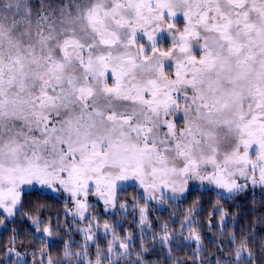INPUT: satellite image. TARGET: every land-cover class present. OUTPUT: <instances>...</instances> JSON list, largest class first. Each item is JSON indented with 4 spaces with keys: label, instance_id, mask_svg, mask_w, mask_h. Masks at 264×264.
Listing matches in <instances>:
<instances>
[{
    "label": "snow or ice",
    "instance_id": "1",
    "mask_svg": "<svg viewBox=\"0 0 264 264\" xmlns=\"http://www.w3.org/2000/svg\"><path fill=\"white\" fill-rule=\"evenodd\" d=\"M192 181L229 198L264 191V0H0V214L17 215L38 185L67 193L89 221L81 250L65 243L47 264H148L114 225L93 232L89 195L108 211L127 182L176 200ZM159 239L171 253L166 226ZM256 243L244 235L212 264H253ZM12 252L7 264H27Z\"/></svg>",
    "mask_w": 264,
    "mask_h": 264
},
{
    "label": "trees",
    "instance_id": "2",
    "mask_svg": "<svg viewBox=\"0 0 264 264\" xmlns=\"http://www.w3.org/2000/svg\"><path fill=\"white\" fill-rule=\"evenodd\" d=\"M117 196V210L113 213L99 211L98 220L114 225L118 238L126 240V235L132 238L130 250L133 261L142 252L143 244L148 251L141 259L148 264H212L217 257L229 259L234 249L239 247L242 236L256 235L258 241L264 237V224L258 223L264 217V192L258 190L229 198L211 188H191L183 198L164 199L160 204L147 202L134 186L120 188ZM22 202L23 208L14 217L4 219L0 214V219L4 220L0 226V264H7V249L19 252L27 264H47L49 257L62 259L65 243L73 251L81 250L79 246L85 241L65 213L66 202L49 192L35 189L24 192ZM119 204L126 207L119 209ZM142 208L146 209L147 216L143 225L140 222ZM34 219L41 221L39 231L32 223ZM189 225L200 235L199 249L195 241L185 239L189 235ZM165 226L176 238V243L171 245V253L159 246ZM44 227L52 230L51 236L43 233ZM231 235L236 237L235 244L229 243ZM111 240L109 233L106 239H100L99 244L106 248ZM249 244H252L251 240ZM95 251L92 247L90 255ZM252 253L253 264H264V245L256 243ZM11 259L16 258L12 255Z\"/></svg>",
    "mask_w": 264,
    "mask_h": 264
},
{
    "label": "rangeland",
    "instance_id": "3",
    "mask_svg": "<svg viewBox=\"0 0 264 264\" xmlns=\"http://www.w3.org/2000/svg\"><path fill=\"white\" fill-rule=\"evenodd\" d=\"M162 46H167V45L165 44V45H162ZM110 83H111V81H110ZM127 186L137 187L138 190H139V195H141L143 198H145V200L147 202H153V203L156 202V203H159L160 204L163 201V200L160 199V192L159 191H157L155 193L156 199L150 200L149 199V196H148V193H145L143 191V189L140 188L139 184L138 183H134V182H127L126 184H122L117 189L116 197H118L117 196V193H118L119 189L120 188H123V187H127ZM203 187L211 188L215 192H218L219 194H221L222 196H225V197L230 196V194L224 192L222 189H218L214 185H210L207 182H204L203 184H201L199 181H192L188 185V190L191 189V188H203ZM33 189L40 190V191H45V192H49V193L57 196L59 199L63 200L64 202L67 201L66 204H65V213L72 219V224H73V227L74 228H76L78 230V229H86V228L89 227V221L88 220H81L79 218V216L74 215V213L76 211L75 204H74V202L70 198H68V194L67 193H64L62 190L59 191V192H52L51 190L41 189L38 185L35 186V187H33V186H25L24 192H26L28 190H33ZM257 190L258 191H261V193L264 192V191L261 190V188L259 186L253 188L251 184H249L248 187L245 189V191H248V192H251V193L254 192V191H257ZM186 192L182 196H179V194H177L179 198L176 199V200H179V199L183 198L185 196ZM171 196H172V192L169 191V190H165V192H164L165 199H167L168 197H171ZM88 202H89L90 205H94L95 207L94 208L93 207H90L89 208V212L86 213V216H93V217L98 216L100 214L101 210H102L103 213H113L115 210H117V206L115 208H112L111 206H108V211H105V205H104L103 201L102 200H99L96 196L91 195V194L88 197ZM120 205H123V204H119L118 205V208L119 209H122L120 207ZM0 213H2V210H0ZM1 215H3L5 217L6 216V213H3ZM7 219H9V218H7ZM91 222L93 224L99 223L101 225V227L98 230L95 229V228H93V232H97L98 231V233L100 235H102L103 232H104V229H103V224L104 223H101L98 219H93ZM0 226H2V224H0ZM79 233L82 236L83 240L85 241V239H84V232L79 231ZM188 236L189 235H187V237ZM128 237L129 236L126 235L125 242H129L130 243V241H128V239H127ZM89 243H91V242H89ZM12 255H14V257L17 258L16 255H15V253L12 252ZM20 258H21V256H20Z\"/></svg>",
    "mask_w": 264,
    "mask_h": 264
}]
</instances>
